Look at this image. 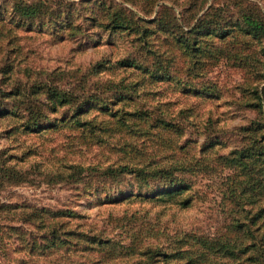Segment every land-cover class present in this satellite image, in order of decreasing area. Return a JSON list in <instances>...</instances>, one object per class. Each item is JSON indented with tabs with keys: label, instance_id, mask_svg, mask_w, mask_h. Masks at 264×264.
Wrapping results in <instances>:
<instances>
[{
	"label": "trees",
	"instance_id": "1",
	"mask_svg": "<svg viewBox=\"0 0 264 264\" xmlns=\"http://www.w3.org/2000/svg\"><path fill=\"white\" fill-rule=\"evenodd\" d=\"M127 1L142 15L154 16L142 20L136 10L126 9V13L114 3L104 9L102 2L105 0H79L74 3V8L59 2L46 5L42 1L26 3L16 0L10 4L9 10L0 6V21L2 11H8L10 17L15 18V25L19 23L21 27L35 22L36 28L29 25L26 28L31 31L45 27L54 37L65 36L62 33L81 36L79 30L85 22L87 27L103 25L107 32L105 41L116 33L132 34L130 51L115 64L137 70L140 77L132 81L122 76L116 82L105 84L109 94L118 101L135 90L139 79L170 81L186 93L215 95V83L204 77L220 62L230 63L242 71L236 104L240 109L252 111L255 117L234 127L229 134L214 128L213 121L206 118L203 124L205 140L199 142L185 138L178 144L183 136L182 130L190 124L191 108L179 109L175 115L160 110L158 106L154 107L155 113L146 108L137 109L139 107L128 111L109 109L96 94L86 89L82 78L72 82V88L80 93L60 88L61 73L29 71L31 67L25 57L18 61L13 56L18 36L11 35V29L0 22V59L3 61L0 79L8 80L19 71V77L26 80V84L19 82L26 88L19 85L9 91L0 88V117L14 115L13 110L18 107L19 111H24L19 133L42 136L64 133L62 130L68 129L75 134L72 138L64 134L65 140L72 141L61 144V147H72L75 153H79L78 145L95 144L97 133L102 132L104 138H108L112 132L116 136L122 135V130L131 126L129 130H136L135 121H132L136 120L145 126L143 132L157 128L164 144L161 153L145 156L140 151L133 154L126 151L123 142L118 150L123 155L116 158L125 160L104 156L84 165L67 163L69 159L65 157L62 160L56 158L54 167L46 171L56 181L78 185L72 189L79 195L105 192L113 187L117 189L113 192L118 199L110 201L109 205L120 200L128 203L137 200L138 204L147 206L146 210L134 209L113 216L108 212L104 221L111 227L106 230L87 222L81 226L79 222L72 223L79 214L71 208H32L0 202L1 212L18 210L19 221L31 225L36 231L18 232L20 228L0 224V230L4 231L0 232V240L3 237L8 239L14 233L19 246L27 249L29 254L53 255L51 264H264L263 13L254 0H224L220 3L216 0H181L180 3L179 0ZM168 1L176 10L165 3ZM88 3L91 5L85 12L83 8H87ZM89 36L87 32L86 37ZM99 69L101 63L97 61L92 65V71L95 73ZM15 97L19 98L18 106L5 102ZM91 103H100V110L105 112L106 118L84 117L86 105ZM16 129L11 128L6 134L11 135ZM186 145H193L196 150L192 154L184 151L179 153L180 157L174 158L176 150H182ZM165 149L171 150V156L163 154ZM224 150L226 152H222ZM33 154H36L34 150L25 148L19 155V162ZM13 159L17 158L11 154L0 163L4 165ZM40 163L34 162L36 166ZM224 169L227 173L218 179L219 203L227 214L222 232L172 231L162 225L165 222L160 215L149 214L155 206L184 209L191 205L194 200L192 181L185 180L183 175L215 174ZM0 172L8 178L13 177V183L25 181L23 170L15 167L0 168ZM123 181L133 183L139 189L145 188L144 192L124 190ZM4 233L7 235L1 238ZM19 262L25 263L23 260Z\"/></svg>",
	"mask_w": 264,
	"mask_h": 264
},
{
	"label": "rangeland",
	"instance_id": "2",
	"mask_svg": "<svg viewBox=\"0 0 264 264\" xmlns=\"http://www.w3.org/2000/svg\"><path fill=\"white\" fill-rule=\"evenodd\" d=\"M13 1L16 0H0V6L3 7V10H9V6ZM19 1L26 3L42 1L46 5L59 2L70 4L74 8V3L79 0ZM180 2L181 0L178 1V3ZM216 2L220 3L224 2V0H216ZM254 2L264 15V0H254ZM102 3L104 9H106L107 5L112 6L114 3L117 7L123 8L126 13H128L127 10H136L127 0H105ZM165 3L172 5L170 1ZM90 5L88 3L87 8H83V10L88 12ZM172 6L176 10V7ZM135 12L142 20H149L154 16V14L142 15L137 10ZM2 14L3 17L0 22H2L4 27L11 29V35L18 36L16 39L17 43L14 46L15 51L12 53L13 56L18 61L19 58L25 57L27 64L32 69L29 71L61 73L62 79L58 84L60 88L80 93L79 90L72 88V82L74 79L82 78V84L86 89L90 93L96 94L99 101L107 104L109 109L117 108L128 111L134 107H139L137 108L139 110H145L146 108L154 112V107L158 106L160 110L175 115L179 109L191 108L190 124L185 127L184 131L182 130L183 136L178 141V144L182 143L185 138L197 139L199 142L205 140L203 124L206 123V118L213 121L212 126L214 128H217L223 134H229L234 127L245 124L248 119L255 117L252 111L240 109L236 104L239 96L237 86L242 82V71L236 66L229 65L230 63L220 62L210 69L204 77L215 83L217 90L215 95L186 93L176 88L170 81L139 79L135 90L128 93L123 100L118 101L109 94L105 84L108 81L116 82L122 76H126L128 80L132 81L140 77L137 70L120 68L115 64L117 60L130 51L129 44L132 34L116 33L105 41L107 32L104 30L103 25H90L87 27L85 22L81 26L83 28L79 30L81 36L77 34L72 37L67 35V33H62L65 36L54 37L45 27L42 30L34 29L31 31L26 28L27 25L36 28L35 22H28L27 25L23 24L20 27L19 23L15 25V18H11L8 11H2ZM87 32L90 35L89 37H86ZM153 38L154 43H156L155 37ZM97 61L101 63V69L94 73L92 65ZM2 64L3 61L0 59V66ZM18 72H14L8 80L0 79V88L9 91L17 88L19 82L26 84V80L19 77ZM0 78H2L1 75ZM129 83L133 82H127L126 84ZM21 87L26 88V86ZM18 99L15 97L14 99L5 100V102L16 107L18 106ZM101 107L100 103L87 104V113L84 114V117H95L96 120L106 118L105 112L100 110ZM13 111L15 112L14 115L0 117V162L4 158H10L11 154H14L17 159L8 160L4 165L0 163V168L15 167L23 170L25 181L13 183V177L8 178L7 175L0 172L1 203L21 204L32 208H71L79 214L77 218L72 220V223L79 222L78 224L81 226L87 222L97 229L104 228L106 230L111 227V225H105L107 222L104 221L108 212L113 216L120 215L122 212L128 213L134 209H147L146 205L138 204L137 200H132L129 203L120 200L116 204L109 205L110 201L118 199V195L113 192L117 189L113 187L105 192H97L86 196L79 195L76 193L77 191L72 189L78 185L56 181L57 179L51 174H47L46 171L54 167L56 158L62 160L65 157L69 159L67 163L77 162L84 165L103 159L104 156L114 160H125V158H116L123 155L121 151H118L119 145L123 142H125V150L131 154L135 151H140L145 156L148 154L154 155V153L159 154L162 152L164 144L163 140L158 136L160 131L157 128H149L146 132H143L142 128H145V126L136 120H132L135 121L136 130H129L131 126L129 129L125 128L122 130L124 132L122 135L116 136L112 132V136L108 138H104L105 134L102 132L97 133L95 144L83 143L85 147L78 145L79 149L77 151H81L77 152L79 156L77 157V153L72 150V147H67L66 149L61 147V144L72 141L65 140L64 134L68 138H72L73 134H75L74 131L64 129L62 130L64 133L54 132L42 136L32 133L22 134L19 133V125L24 122V111H19V107ZM176 119H179V117H176ZM11 128H17V131L7 135L6 131ZM80 142L75 143L80 144ZM27 147L34 150L36 154L30 155L23 162H19V155ZM195 150L196 148L193 145H186L184 149L176 150L178 154L175 153L174 158L180 157L179 153L184 151L192 154ZM222 152H226V150ZM163 154L171 156L172 153L170 149H165ZM207 154H204V156H207ZM37 161L41 162L40 166L34 164ZM225 173H227L226 169L215 174L208 173L203 175L204 173L197 172L191 176L183 175L182 178L192 181L194 200L191 205L184 209L174 206H155L149 214L160 215L161 220L165 222L162 225L172 231L192 230L194 233L203 234H218L222 232L224 224L227 222V214L219 203L218 179ZM122 184V186H125L124 190L126 191L138 192L140 190L144 192L145 189H139L130 182L123 181ZM80 216L82 217L80 218ZM0 224L22 229H18V232L31 231L36 233L31 225L19 221L18 210L0 211ZM4 235L7 234H2L1 238ZM19 260H23L24 264H51L54 261V256L38 255L37 252L29 254L27 249H22L19 246V241L16 240L14 233H11L8 239L3 237L0 240V264H20Z\"/></svg>",
	"mask_w": 264,
	"mask_h": 264
}]
</instances>
